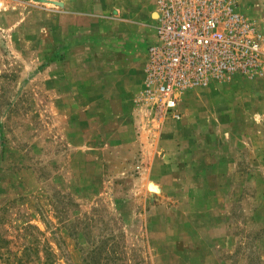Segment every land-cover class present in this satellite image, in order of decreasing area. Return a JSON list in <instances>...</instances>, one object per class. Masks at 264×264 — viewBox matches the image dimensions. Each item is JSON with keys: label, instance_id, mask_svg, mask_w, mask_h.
<instances>
[{"label": "rangeland", "instance_id": "1", "mask_svg": "<svg viewBox=\"0 0 264 264\" xmlns=\"http://www.w3.org/2000/svg\"><path fill=\"white\" fill-rule=\"evenodd\" d=\"M148 1L0 0V264H264V50L162 116Z\"/></svg>", "mask_w": 264, "mask_h": 264}, {"label": "built area", "instance_id": "2", "mask_svg": "<svg viewBox=\"0 0 264 264\" xmlns=\"http://www.w3.org/2000/svg\"><path fill=\"white\" fill-rule=\"evenodd\" d=\"M156 41L148 48L147 93L160 115L180 117L181 96L213 79L245 71L264 38L228 0H153Z\"/></svg>", "mask_w": 264, "mask_h": 264}, {"label": "crops", "instance_id": "3", "mask_svg": "<svg viewBox=\"0 0 264 264\" xmlns=\"http://www.w3.org/2000/svg\"><path fill=\"white\" fill-rule=\"evenodd\" d=\"M82 7V6H81ZM83 8V7H82ZM140 12V13H139ZM131 11V15L133 17L139 15H143L144 20H151L155 18L154 14V3L153 0L148 1V6H145L144 11ZM80 16H83L84 14L80 13ZM130 31L131 34L127 37V43L130 45L129 49H134L139 46H146L147 43H153L156 40V34L152 33L153 27L146 24H141L137 19H133L130 21ZM152 33V34H151ZM136 51V50H135Z\"/></svg>", "mask_w": 264, "mask_h": 264}, {"label": "trees", "instance_id": "4", "mask_svg": "<svg viewBox=\"0 0 264 264\" xmlns=\"http://www.w3.org/2000/svg\"><path fill=\"white\" fill-rule=\"evenodd\" d=\"M1 145V144H0Z\"/></svg>", "mask_w": 264, "mask_h": 264}]
</instances>
